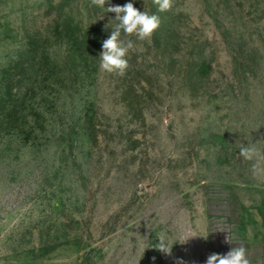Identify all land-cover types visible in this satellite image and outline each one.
I'll return each mask as SVG.
<instances>
[{
  "label": "rangeland",
  "instance_id": "1",
  "mask_svg": "<svg viewBox=\"0 0 264 264\" xmlns=\"http://www.w3.org/2000/svg\"><path fill=\"white\" fill-rule=\"evenodd\" d=\"M129 2L160 27L122 33L129 67L109 74L107 7ZM242 144L264 152V0H0V264H206L239 246L264 264Z\"/></svg>",
  "mask_w": 264,
  "mask_h": 264
},
{
  "label": "clouds",
  "instance_id": "2",
  "mask_svg": "<svg viewBox=\"0 0 264 264\" xmlns=\"http://www.w3.org/2000/svg\"><path fill=\"white\" fill-rule=\"evenodd\" d=\"M108 0H91L92 5L104 8ZM158 5L160 12L170 11L173 0H153ZM107 12L115 13V21L110 36L103 40L102 50L99 55V67L109 74L124 76L129 67L127 56L133 50L135 44L132 39H122L124 36H135L139 41H150L153 34L160 27V17L156 14H149L147 11L138 10L133 3L129 2L121 5L107 7ZM239 156L246 161H253L251 172L254 178L264 179V152L255 146L240 145ZM218 231H225L221 228ZM207 239V236L204 237ZM227 241L231 242L227 237ZM157 248L163 252L170 253L161 240ZM206 264H250L247 256V249L244 246L234 247L226 254H210Z\"/></svg>",
  "mask_w": 264,
  "mask_h": 264
}]
</instances>
